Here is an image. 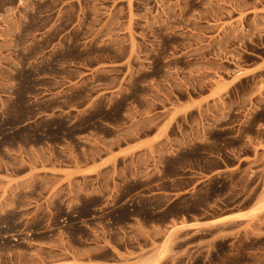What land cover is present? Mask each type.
Wrapping results in <instances>:
<instances>
[{
    "label": "rangeland",
    "instance_id": "obj_1",
    "mask_svg": "<svg viewBox=\"0 0 264 264\" xmlns=\"http://www.w3.org/2000/svg\"><path fill=\"white\" fill-rule=\"evenodd\" d=\"M144 256L264 264V0H0V264Z\"/></svg>",
    "mask_w": 264,
    "mask_h": 264
},
{
    "label": "crops",
    "instance_id": "obj_2",
    "mask_svg": "<svg viewBox=\"0 0 264 264\" xmlns=\"http://www.w3.org/2000/svg\"><path fill=\"white\" fill-rule=\"evenodd\" d=\"M249 212H250L249 210H241V211L232 212L231 218H233L234 220H238V221L245 220L248 216H250ZM191 224H192V226L197 227L198 224H201V223H197L196 221H194ZM80 262H82V261H80ZM82 263L83 264H89V263L84 262V261Z\"/></svg>",
    "mask_w": 264,
    "mask_h": 264
},
{
    "label": "bare ground",
    "instance_id": "obj_3",
    "mask_svg": "<svg viewBox=\"0 0 264 264\" xmlns=\"http://www.w3.org/2000/svg\"><path fill=\"white\" fill-rule=\"evenodd\" d=\"M231 215H232V213H227V214H224V215L218 216V217H216V218H214V219H212V220H210V221H221V220H226V219L230 218ZM148 258H149L148 256H144L139 264H150V262H148ZM159 258H160V257H159ZM159 258L157 257V259H159Z\"/></svg>",
    "mask_w": 264,
    "mask_h": 264
}]
</instances>
